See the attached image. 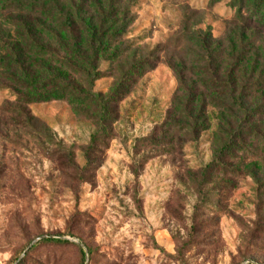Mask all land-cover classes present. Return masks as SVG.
I'll return each mask as SVG.
<instances>
[{
  "label": "rangeland",
  "instance_id": "1",
  "mask_svg": "<svg viewBox=\"0 0 264 264\" xmlns=\"http://www.w3.org/2000/svg\"><path fill=\"white\" fill-rule=\"evenodd\" d=\"M234 16L230 0H0V264H264V140L227 155L220 106L180 112L208 96L198 38L224 42ZM101 19L90 72L73 44Z\"/></svg>",
  "mask_w": 264,
  "mask_h": 264
},
{
  "label": "trees",
  "instance_id": "2",
  "mask_svg": "<svg viewBox=\"0 0 264 264\" xmlns=\"http://www.w3.org/2000/svg\"><path fill=\"white\" fill-rule=\"evenodd\" d=\"M230 4L235 8V16L227 22L225 41L221 40L213 46L208 38H198L205 61L197 71L207 74L198 87L208 96L201 95L199 98L191 94L183 98L185 103L180 108L185 118L192 119L195 109L199 104L204 106L207 98L220 106L226 114V125L230 130L228 143L222 149L227 155L231 149L229 145L235 140H264V0H230ZM104 26L103 19L97 22V26H88L73 44L78 58L90 72L95 70L98 61ZM224 53L225 57L217 60ZM0 65L10 66L11 62L1 58ZM248 65L250 67L246 68ZM193 88L195 91L196 88ZM255 94L258 95L257 99ZM83 98L102 105L94 94H86ZM34 99L36 102H46L52 98L43 94ZM42 242L62 243L52 240Z\"/></svg>",
  "mask_w": 264,
  "mask_h": 264
}]
</instances>
